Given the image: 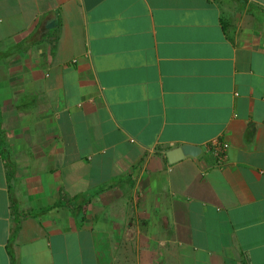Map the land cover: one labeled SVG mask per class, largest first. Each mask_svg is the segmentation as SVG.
I'll return each mask as SVG.
<instances>
[{
    "label": "crops",
    "instance_id": "crops-1",
    "mask_svg": "<svg viewBox=\"0 0 264 264\" xmlns=\"http://www.w3.org/2000/svg\"><path fill=\"white\" fill-rule=\"evenodd\" d=\"M0 264H264V0H0Z\"/></svg>",
    "mask_w": 264,
    "mask_h": 264
},
{
    "label": "water",
    "instance_id": "water-1",
    "mask_svg": "<svg viewBox=\"0 0 264 264\" xmlns=\"http://www.w3.org/2000/svg\"><path fill=\"white\" fill-rule=\"evenodd\" d=\"M201 152V148L191 145H182L180 147L168 150L166 152V157L170 164H174L186 156L196 157Z\"/></svg>",
    "mask_w": 264,
    "mask_h": 264
},
{
    "label": "built area",
    "instance_id": "built-area-1",
    "mask_svg": "<svg viewBox=\"0 0 264 264\" xmlns=\"http://www.w3.org/2000/svg\"><path fill=\"white\" fill-rule=\"evenodd\" d=\"M208 147L212 148L211 151L215 155L218 164H221L222 161L225 159L227 144L223 140L217 139L211 142L210 144H208Z\"/></svg>",
    "mask_w": 264,
    "mask_h": 264
},
{
    "label": "trees",
    "instance_id": "trees-1",
    "mask_svg": "<svg viewBox=\"0 0 264 264\" xmlns=\"http://www.w3.org/2000/svg\"><path fill=\"white\" fill-rule=\"evenodd\" d=\"M210 150L212 149L211 147H208Z\"/></svg>",
    "mask_w": 264,
    "mask_h": 264
}]
</instances>
